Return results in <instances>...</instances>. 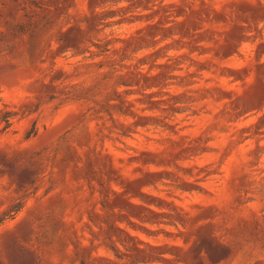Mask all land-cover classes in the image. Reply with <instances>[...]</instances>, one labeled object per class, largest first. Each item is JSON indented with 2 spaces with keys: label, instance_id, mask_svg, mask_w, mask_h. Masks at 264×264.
<instances>
[{
  "label": "rangeland",
  "instance_id": "374dc122",
  "mask_svg": "<svg viewBox=\"0 0 264 264\" xmlns=\"http://www.w3.org/2000/svg\"><path fill=\"white\" fill-rule=\"evenodd\" d=\"M0 264H264V0H0Z\"/></svg>",
  "mask_w": 264,
  "mask_h": 264
},
{
  "label": "trees",
  "instance_id": "16d2710c",
  "mask_svg": "<svg viewBox=\"0 0 264 264\" xmlns=\"http://www.w3.org/2000/svg\"><path fill=\"white\" fill-rule=\"evenodd\" d=\"M16 113L8 109H0V132H3L11 127Z\"/></svg>",
  "mask_w": 264,
  "mask_h": 264
}]
</instances>
